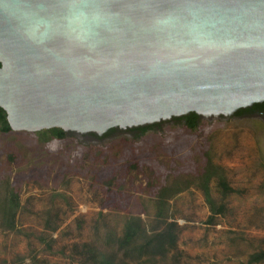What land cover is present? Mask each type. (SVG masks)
<instances>
[{"label": "water", "instance_id": "1", "mask_svg": "<svg viewBox=\"0 0 264 264\" xmlns=\"http://www.w3.org/2000/svg\"><path fill=\"white\" fill-rule=\"evenodd\" d=\"M264 102V0H0L11 131L103 135Z\"/></svg>", "mask_w": 264, "mask_h": 264}, {"label": "rangeland", "instance_id": "2", "mask_svg": "<svg viewBox=\"0 0 264 264\" xmlns=\"http://www.w3.org/2000/svg\"><path fill=\"white\" fill-rule=\"evenodd\" d=\"M208 162L233 189L223 196L209 181L211 197L224 205L212 223L200 188ZM164 187L176 190L165 199L176 248L165 259L128 264H245L264 251V122L219 117L189 129L172 120L102 142L0 131V264H80L75 246L102 248L129 216L158 228Z\"/></svg>", "mask_w": 264, "mask_h": 264}, {"label": "trees", "instance_id": "3", "mask_svg": "<svg viewBox=\"0 0 264 264\" xmlns=\"http://www.w3.org/2000/svg\"><path fill=\"white\" fill-rule=\"evenodd\" d=\"M175 120L184 122L189 129H195L200 119L196 114L189 113ZM151 128L153 126L150 125L140 127V135ZM0 131H10L5 113L1 108ZM44 132H49L56 138L66 136V133L58 128L44 130ZM212 178H215L216 186L223 196L233 192L225 180L222 169L208 162L200 176V188L210 212L208 223H212L217 214L224 212V205L216 203L210 195L208 183ZM174 192H176L175 189L164 187L158 193L156 219L161 224L160 227L147 229L139 216H129L124 220L121 234L112 231L105 234L102 248L88 243L80 247L75 246V254L81 257L80 264H128L134 261L147 263L155 258L165 259L168 253L176 248L177 243V224L173 220H168L165 214V199ZM11 198L17 204L16 195L12 194ZM263 261L264 251L261 250L250 254L245 264H257Z\"/></svg>", "mask_w": 264, "mask_h": 264}, {"label": "flooded vegetation", "instance_id": "4", "mask_svg": "<svg viewBox=\"0 0 264 264\" xmlns=\"http://www.w3.org/2000/svg\"><path fill=\"white\" fill-rule=\"evenodd\" d=\"M244 117L257 118V119L261 120L262 122H264V102L253 104L250 107L242 109L241 112H240V110H238L237 112H235L233 115L230 116V118H244ZM175 118H179V117H174V118H171L170 120L155 123V124H152L150 126H153V128H154V127L162 125L163 123H166L168 121L175 120ZM199 119H201V118H199ZM175 121H177V120H175ZM141 127H144V126H141ZM139 128L140 127L127 128V129L112 128V129H109L107 132H105L101 136H98V135L92 134V133L79 134V133H74V132H68V133H66V135L69 133H72V134L78 135L81 138H84L87 141L102 142V141L107 140L108 138H111L113 136H118V135H130V136L133 135L134 136V135L140 134ZM151 129H149V130H151ZM147 131L148 130H146L144 133H146Z\"/></svg>", "mask_w": 264, "mask_h": 264}]
</instances>
